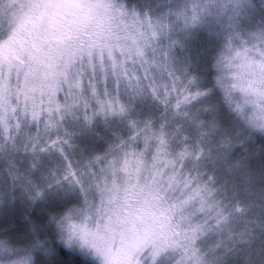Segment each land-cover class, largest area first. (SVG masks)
<instances>
[{
    "label": "snow or ice",
    "instance_id": "6c2138e0",
    "mask_svg": "<svg viewBox=\"0 0 264 264\" xmlns=\"http://www.w3.org/2000/svg\"><path fill=\"white\" fill-rule=\"evenodd\" d=\"M0 214V264H264V0H0Z\"/></svg>",
    "mask_w": 264,
    "mask_h": 264
},
{
    "label": "trees",
    "instance_id": "16d2710c",
    "mask_svg": "<svg viewBox=\"0 0 264 264\" xmlns=\"http://www.w3.org/2000/svg\"><path fill=\"white\" fill-rule=\"evenodd\" d=\"M22 220V216L21 215H16L15 217H13L12 222H14V226H22L20 225V221ZM3 227H5V224H0V231L3 230ZM61 259L68 261V260H73V261H81V260H85L86 258L81 257L79 255L76 254H68L66 250H64V255H62ZM87 264H92V262L90 260L87 259Z\"/></svg>",
    "mask_w": 264,
    "mask_h": 264
},
{
    "label": "rangeland",
    "instance_id": "374dc122",
    "mask_svg": "<svg viewBox=\"0 0 264 264\" xmlns=\"http://www.w3.org/2000/svg\"><path fill=\"white\" fill-rule=\"evenodd\" d=\"M70 159H72V158L70 157ZM14 217H15V216H14ZM9 219L12 220L13 217H10ZM0 224H4V217H3L2 214H0ZM87 259L91 261V258H87ZM91 262H92V261H91Z\"/></svg>",
    "mask_w": 264,
    "mask_h": 264
}]
</instances>
